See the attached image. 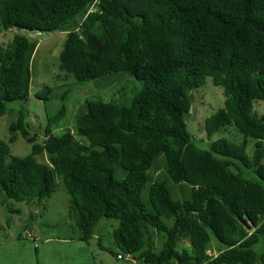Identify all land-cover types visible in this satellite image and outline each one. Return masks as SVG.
<instances>
[{"label":"trees","instance_id":"16d2710c","mask_svg":"<svg viewBox=\"0 0 264 264\" xmlns=\"http://www.w3.org/2000/svg\"><path fill=\"white\" fill-rule=\"evenodd\" d=\"M10 30L23 34L0 46V117L30 97L38 44L28 34L66 32L60 69L81 85L125 73L142 87L128 106L86 100L74 127L55 135L67 90L42 143L20 111L9 141L0 140L7 200L39 207L61 181L80 241L95 237L105 219L119 222L117 260L264 264V115L255 107L264 103V0H0V33ZM207 78L225 97L205 121L207 137L234 127L241 144L220 138L202 150L188 132L192 91ZM18 131L31 145L24 157L11 153ZM248 139L256 140L251 156ZM160 155L169 179L191 186L190 199H173L157 180L148 184ZM162 235L158 252L154 239Z\"/></svg>","mask_w":264,"mask_h":264},{"label":"rangeland","instance_id":"374dc122","mask_svg":"<svg viewBox=\"0 0 264 264\" xmlns=\"http://www.w3.org/2000/svg\"><path fill=\"white\" fill-rule=\"evenodd\" d=\"M16 34L23 33L17 30L1 32L0 46L6 47ZM27 37L38 44L32 60L30 97L27 102L10 104L9 113L0 117L2 141H9L12 136L10 126L17 122L19 112L23 111L26 121L31 125V133L37 132V142L42 143L43 133L49 121L56 120L54 116L59 114L62 98L67 90L69 94L64 102L67 107L66 117L53 128L55 135H61L63 130L74 127L76 114L86 100L128 106L141 90V83L125 73L104 76L85 85L77 83L73 75L60 69V55L67 39L66 32L28 34ZM45 87L54 88L53 94L46 95ZM192 94L194 102L186 124L198 148L209 150L212 143L220 138L236 144L244 141L243 135L234 127L216 134L212 139L206 135V119L224 108L222 88L214 86L212 79L207 78L205 86L193 90ZM47 98L50 100H46ZM255 107L260 115H264V103L256 102ZM16 137L17 140L10 145L12 155H29L31 145L22 138L19 131ZM247 143L248 154L251 156L256 140L248 139ZM42 160L47 161L46 158ZM156 161V165L148 172V184L157 180L165 184L173 199H190L189 184L177 185L169 179L165 171V156L160 155ZM244 172L246 180H258L251 171ZM146 191H142L144 195ZM73 206L61 181L57 183L56 193L39 207L7 200L0 191V264H136L131 259L117 260L112 254L119 252L112 237L114 229L119 226L116 220H103L97 228V237L87 242L80 241L79 218L71 210ZM33 234L40 239L39 243L34 241ZM164 237L162 235L154 239L158 252L162 249ZM214 245L213 242V247ZM257 250H261V245ZM210 255L216 256L217 253L212 250Z\"/></svg>","mask_w":264,"mask_h":264},{"label":"water","instance_id":"95a60500","mask_svg":"<svg viewBox=\"0 0 264 264\" xmlns=\"http://www.w3.org/2000/svg\"><path fill=\"white\" fill-rule=\"evenodd\" d=\"M193 98H191V103H192V105H191V109H190V111H192V107H193ZM241 222H242V224L244 225V227H246L248 230H251V226H250V224L247 222V221H245L244 219H241Z\"/></svg>","mask_w":264,"mask_h":264},{"label":"built area","instance_id":"2783aa9c","mask_svg":"<svg viewBox=\"0 0 264 264\" xmlns=\"http://www.w3.org/2000/svg\"><path fill=\"white\" fill-rule=\"evenodd\" d=\"M119 258H121V256H119Z\"/></svg>","mask_w":264,"mask_h":264},{"label":"crops","instance_id":"0c3cea01","mask_svg":"<svg viewBox=\"0 0 264 264\" xmlns=\"http://www.w3.org/2000/svg\"><path fill=\"white\" fill-rule=\"evenodd\" d=\"M98 235H96V237H97Z\"/></svg>","mask_w":264,"mask_h":264}]
</instances>
